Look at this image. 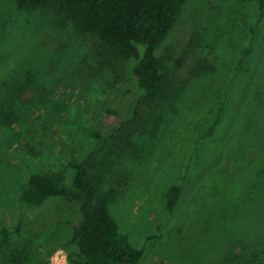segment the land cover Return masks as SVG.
Returning a JSON list of instances; mask_svg holds the SVG:
<instances>
[{"label": "rangeland", "instance_id": "rangeland-1", "mask_svg": "<svg viewBox=\"0 0 264 264\" xmlns=\"http://www.w3.org/2000/svg\"><path fill=\"white\" fill-rule=\"evenodd\" d=\"M261 14L258 0H187L157 50L176 69L175 95L118 146L140 93L133 61L110 66L63 14L0 0V264H67L57 246L80 220L77 201L33 206L20 193L33 173L60 171L71 186V162L90 154L101 187L119 191L110 211L144 249L139 264H264Z\"/></svg>", "mask_w": 264, "mask_h": 264}, {"label": "trees", "instance_id": "trees-1", "mask_svg": "<svg viewBox=\"0 0 264 264\" xmlns=\"http://www.w3.org/2000/svg\"><path fill=\"white\" fill-rule=\"evenodd\" d=\"M186 2L15 0L20 9L54 10L68 18L79 32L96 36L101 57L110 66L133 61L132 75L140 93L131 118L121 121L117 126L118 135L112 137L118 146L128 143L148 122L147 107H165L175 95L178 87L176 69L160 57L157 50L178 21ZM258 4L263 16L264 0H258ZM253 54L254 48L249 46L239 60L240 65L245 64V71L249 70V57ZM92 161L93 154H90L80 162H71L74 169L71 186L64 184L65 175L60 171L30 174L20 193V200L33 206L41 205L54 196L77 201L80 220L74 225L71 238L57 246L67 252V264H139L144 249L135 247L120 231L110 211V206L119 197V191L115 187H101L102 176L91 169ZM181 193V184L171 187L166 200L169 210L175 208ZM18 230L19 226L16 227ZM1 233L5 238L11 232L2 228ZM256 255L264 260V250Z\"/></svg>", "mask_w": 264, "mask_h": 264}]
</instances>
